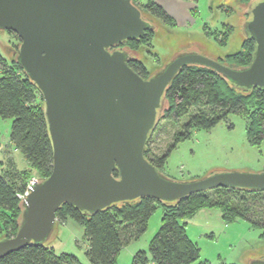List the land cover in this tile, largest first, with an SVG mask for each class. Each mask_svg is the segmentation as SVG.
<instances>
[{"label": "water", "instance_id": "95a60500", "mask_svg": "<svg viewBox=\"0 0 264 264\" xmlns=\"http://www.w3.org/2000/svg\"><path fill=\"white\" fill-rule=\"evenodd\" d=\"M249 14L245 28L255 40L249 65L231 67L192 51L145 78L121 47L154 27L133 0H0V29L21 38L16 60L43 96L53 144L52 172L22 200L17 233L0 238V259L32 242L47 243L64 204L94 214L144 196L174 202L216 187L264 190V171L181 181L145 155L165 93L183 66H208L239 87L264 88V0Z\"/></svg>", "mask_w": 264, "mask_h": 264}, {"label": "trees", "instance_id": "16d2710c", "mask_svg": "<svg viewBox=\"0 0 264 264\" xmlns=\"http://www.w3.org/2000/svg\"><path fill=\"white\" fill-rule=\"evenodd\" d=\"M238 1L249 5L251 0ZM133 2L141 8L146 19V15H149L147 20L153 23L154 27L139 39L123 42L121 47L136 51L141 48L151 50L150 45L156 35L154 18L172 26L177 25L176 19L156 0H146L141 4L137 0ZM232 28L231 25L227 30L221 31L209 27L208 34L220 45H226ZM17 36L20 41L13 48L15 56L11 63L0 52V117L13 118L11 142L23 153L30 167L18 170L15 160H6V164L2 160L0 163V228L5 232L3 237L13 236L18 231L22 214V200L18 193L25 189L32 176H37L41 181L51 174L53 168V144L43 96L16 60V51L21 42L20 36ZM254 50L255 40L247 36L238 50L225 53L218 60L231 67H245L251 63ZM129 64L145 78L152 74V70L141 57L134 58ZM230 112L246 115L247 136L250 142L259 143L264 139V88L239 87L225 75L208 66H183L165 93L161 111V119L178 123L180 127L167 151L161 155L149 154L151 136L145 151L146 157L168 175L164 169L171 150L180 141L191 137L193 129H211ZM184 116L188 118L181 123ZM30 168L35 169L37 175H33ZM261 195H264V190L261 189L216 187L192 193L174 202L144 196L116 203L94 214L64 204L57 212V220L65 222L73 219L84 226L88 241L86 254L93 263L116 264L121 249L145 233L150 217L160 204L163 208L161 225L148 248L136 251L132 264H191L200 257V247L187 234V218L194 216L201 209L218 208L227 222L245 218L252 226L262 227L264 221L248 216V211L253 206L250 204L255 203L251 201L252 197ZM0 264L85 263L73 253H58L53 245L32 242L2 257ZM198 264L211 262L201 260Z\"/></svg>", "mask_w": 264, "mask_h": 264}, {"label": "rangeland", "instance_id": "374dc122", "mask_svg": "<svg viewBox=\"0 0 264 264\" xmlns=\"http://www.w3.org/2000/svg\"><path fill=\"white\" fill-rule=\"evenodd\" d=\"M137 1L141 4L146 0ZM156 1L175 17L177 25H166L154 18L156 35L150 45L151 50L141 48L136 52L148 64L152 74L157 73L176 55L185 52H198L218 59L221 54L238 50L244 36H249L246 28L241 26V8L236 0L225 1L226 5L232 6L230 11L222 8L224 0ZM148 16L146 15L147 19ZM231 25L234 28L231 29L226 45H220L208 34L209 27L225 31ZM19 41L17 33L0 29V52L9 63L15 56L13 48ZM123 48L128 53L131 52L130 49ZM187 118L184 116L181 123ZM12 123V117H0V163L2 160L5 164L6 160H15V166L21 170L30 166L23 153L11 142ZM179 127L178 123L161 119L153 132L149 154L161 155L167 151ZM30 169L33 175H37L35 169ZM164 170L170 177L181 181L220 171H264V139L259 143L250 142L246 115L230 112L211 129H193L191 137L180 141L171 150ZM252 198L251 201L255 203L250 204L254 207L251 206L248 216L264 221V195ZM162 216L163 208L158 204L145 233L121 249L116 264H132L136 251L148 248L161 225ZM186 221L187 234L200 247V257L191 264H198L201 260H208L211 264H253L264 259V222L262 227L252 226L245 218L227 222L218 208L201 209ZM4 234L0 228V238ZM47 244L53 245L58 253L70 252L77 255L85 264H99L93 263L87 256L88 241L84 226L73 219L65 222L57 220Z\"/></svg>", "mask_w": 264, "mask_h": 264}, {"label": "flooded vegetation", "instance_id": "af4514ba", "mask_svg": "<svg viewBox=\"0 0 264 264\" xmlns=\"http://www.w3.org/2000/svg\"><path fill=\"white\" fill-rule=\"evenodd\" d=\"M225 1L226 0H224V3L223 4H221V6H222V8H224V9H226V10H228V11H230V10H232L233 8H232V6H229V5H226V3H225ZM254 1H256V0H251L250 1V3H249V5L252 3V2H254ZM236 2H237V5H239L240 6V19H241V26H243L244 28H245V23H246V21H247V19L249 18V9H248V7H249V5L248 4H244V3H241V2H239L238 0H236ZM233 26V25H232ZM233 28H234V26H233ZM212 29V28H211ZM217 30H220V29H217ZM222 31V30H221ZM247 36H244V38H243V40H242V43H243V41H244V39L246 38ZM241 43V44H242ZM130 61H132L133 62V60H134V58H138V56H137V51L136 50H132V49H130ZM224 54H221L219 57H221V56H223Z\"/></svg>", "mask_w": 264, "mask_h": 264}, {"label": "built area", "instance_id": "2783aa9c", "mask_svg": "<svg viewBox=\"0 0 264 264\" xmlns=\"http://www.w3.org/2000/svg\"><path fill=\"white\" fill-rule=\"evenodd\" d=\"M38 182H40L39 178L37 176H32L27 181L25 189L22 192L18 193L19 198L23 200Z\"/></svg>", "mask_w": 264, "mask_h": 264}]
</instances>
